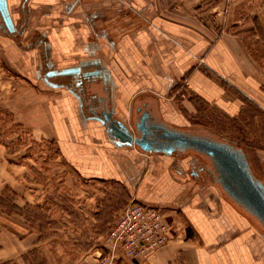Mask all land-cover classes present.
Instances as JSON below:
<instances>
[{
	"label": "crops",
	"instance_id": "crops-1",
	"mask_svg": "<svg viewBox=\"0 0 264 264\" xmlns=\"http://www.w3.org/2000/svg\"><path fill=\"white\" fill-rule=\"evenodd\" d=\"M5 3L13 31L0 28V48L19 79L7 81L5 99L24 90L36 97L20 109V123L36 141L51 142L79 178L132 186L140 203L177 211L193 230L171 233L142 264H264L263 226L215 186L210 159L212 182L201 171L204 155L119 144L102 118L110 113L136 132L147 113L149 123L195 134L203 106L230 119L264 113V0ZM25 175L0 160V264H59L58 246L23 231L19 216L5 211L6 192L16 209L37 202Z\"/></svg>",
	"mask_w": 264,
	"mask_h": 264
},
{
	"label": "rangeland",
	"instance_id": "rangeland-1",
	"mask_svg": "<svg viewBox=\"0 0 264 264\" xmlns=\"http://www.w3.org/2000/svg\"><path fill=\"white\" fill-rule=\"evenodd\" d=\"M16 76L0 48V160L4 158L6 162L18 165V170L26 174L22 181L24 188L38 191L37 202L22 210L14 207L11 195L6 192L5 211L19 216L14 219L24 224L23 231H35L52 247L58 246L64 253L59 264H74L84 256L105 251L103 238L119 213L134 198L132 186L113 180H83L58 158L51 142L36 141L18 117L20 109L35 105L36 97L24 90L23 97H16L11 102L5 99L8 89L17 86L19 79ZM11 77L13 83L10 86L7 81ZM202 108L205 111L203 117L193 123L191 133L206 135L239 149L245 154L254 177L264 184V113L250 109L239 118L230 119L217 109ZM202 162L204 179L212 182L206 173L212 168L209 158L202 157ZM214 183L221 188L216 174ZM160 210L171 233L193 235V230L177 211ZM115 264L135 263L118 259Z\"/></svg>",
	"mask_w": 264,
	"mask_h": 264
},
{
	"label": "water",
	"instance_id": "water-1",
	"mask_svg": "<svg viewBox=\"0 0 264 264\" xmlns=\"http://www.w3.org/2000/svg\"><path fill=\"white\" fill-rule=\"evenodd\" d=\"M1 16L6 28L13 31V24L6 9L5 0H0ZM68 70L63 73H75ZM55 74L48 72L47 76ZM81 82H79L80 84ZM102 118L108 125V133L119 144H135L147 152L173 154L195 151L207 156L217 175V182L225 194L253 216L264 228V184L254 177L244 153L231 145L220 143L205 136L193 135L170 129L162 124L149 123L150 117L143 114L136 123V132L105 113Z\"/></svg>",
	"mask_w": 264,
	"mask_h": 264
},
{
	"label": "built area",
	"instance_id": "built-area-1",
	"mask_svg": "<svg viewBox=\"0 0 264 264\" xmlns=\"http://www.w3.org/2000/svg\"><path fill=\"white\" fill-rule=\"evenodd\" d=\"M170 236L169 225L161 210L133 198L104 236L105 251L93 257L89 264H115L118 259L142 264L163 248Z\"/></svg>",
	"mask_w": 264,
	"mask_h": 264
},
{
	"label": "flooded vegetation",
	"instance_id": "flooded-vegetation-1",
	"mask_svg": "<svg viewBox=\"0 0 264 264\" xmlns=\"http://www.w3.org/2000/svg\"><path fill=\"white\" fill-rule=\"evenodd\" d=\"M2 14H1V11H0V18H1V24H0V28L1 27H3V28H5L6 29V23L4 22V20H3V18H2V16H1ZM51 71H53V70H48L47 71V73L48 72H51ZM193 135H198V134H193ZM198 136H205V137H209V136H206V135H198ZM210 138V137H209ZM216 174V173H215ZM214 178H215V176H214ZM216 179H217V175H216Z\"/></svg>",
	"mask_w": 264,
	"mask_h": 264
},
{
	"label": "trees",
	"instance_id": "trees-1",
	"mask_svg": "<svg viewBox=\"0 0 264 264\" xmlns=\"http://www.w3.org/2000/svg\"><path fill=\"white\" fill-rule=\"evenodd\" d=\"M15 207V206H14ZM133 263V262H132Z\"/></svg>",
	"mask_w": 264,
	"mask_h": 264
}]
</instances>
